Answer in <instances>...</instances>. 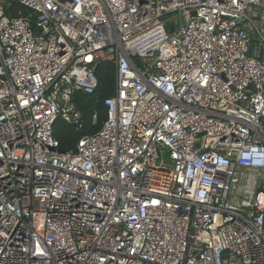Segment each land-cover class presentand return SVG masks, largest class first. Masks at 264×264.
<instances>
[{
	"label": "built area",
	"instance_id": "obj_1",
	"mask_svg": "<svg viewBox=\"0 0 264 264\" xmlns=\"http://www.w3.org/2000/svg\"><path fill=\"white\" fill-rule=\"evenodd\" d=\"M0 264H264V0H0Z\"/></svg>",
	"mask_w": 264,
	"mask_h": 264
},
{
	"label": "trees",
	"instance_id": "obj_2",
	"mask_svg": "<svg viewBox=\"0 0 264 264\" xmlns=\"http://www.w3.org/2000/svg\"><path fill=\"white\" fill-rule=\"evenodd\" d=\"M18 12L24 16L29 13L25 7L16 1H12L11 5L6 8V13L10 17L15 16ZM31 25L34 26V15L31 17ZM95 76L97 85L93 94L77 93L73 95L71 100L81 117L80 129L76 130L75 126L65 123L60 118L53 126L52 134L62 151L72 150L80 137L95 134L106 120L107 108L104 101L114 92V64L109 61L99 62L95 67Z\"/></svg>",
	"mask_w": 264,
	"mask_h": 264
},
{
	"label": "water",
	"instance_id": "obj_3",
	"mask_svg": "<svg viewBox=\"0 0 264 264\" xmlns=\"http://www.w3.org/2000/svg\"><path fill=\"white\" fill-rule=\"evenodd\" d=\"M179 21L181 22V18L179 19ZM59 100H60V102H62V100H61L60 96H59Z\"/></svg>",
	"mask_w": 264,
	"mask_h": 264
}]
</instances>
